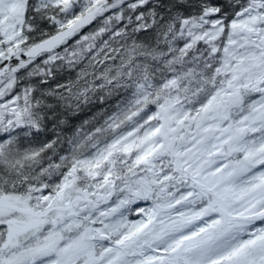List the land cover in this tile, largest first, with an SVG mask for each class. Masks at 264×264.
Listing matches in <instances>:
<instances>
[{"label":"snow or ice","instance_id":"6c2138e0","mask_svg":"<svg viewBox=\"0 0 264 264\" xmlns=\"http://www.w3.org/2000/svg\"><path fill=\"white\" fill-rule=\"evenodd\" d=\"M0 264H264V0H0Z\"/></svg>","mask_w":264,"mask_h":264},{"label":"rangeland","instance_id":"374dc122","mask_svg":"<svg viewBox=\"0 0 264 264\" xmlns=\"http://www.w3.org/2000/svg\"><path fill=\"white\" fill-rule=\"evenodd\" d=\"M92 113L91 112H86V113H84V114H82V116H81V120L82 119H86V118H88V116H90ZM80 122V120H77V121H74V123H79ZM70 134V133H69Z\"/></svg>","mask_w":264,"mask_h":264}]
</instances>
